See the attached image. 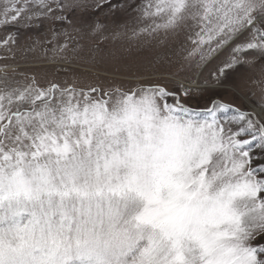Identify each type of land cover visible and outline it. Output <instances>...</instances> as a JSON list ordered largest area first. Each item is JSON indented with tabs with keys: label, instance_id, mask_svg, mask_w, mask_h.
<instances>
[{
	"label": "snow or ice",
	"instance_id": "6c2138e0",
	"mask_svg": "<svg viewBox=\"0 0 264 264\" xmlns=\"http://www.w3.org/2000/svg\"><path fill=\"white\" fill-rule=\"evenodd\" d=\"M105 6L191 47L163 81L98 44L54 49L84 69L71 83L5 65L0 264H264V0H0V45L45 24L102 35ZM119 71L134 82L100 79Z\"/></svg>",
	"mask_w": 264,
	"mask_h": 264
},
{
	"label": "rangeland",
	"instance_id": "374dc122",
	"mask_svg": "<svg viewBox=\"0 0 264 264\" xmlns=\"http://www.w3.org/2000/svg\"><path fill=\"white\" fill-rule=\"evenodd\" d=\"M113 3H143L144 0H112ZM139 13L132 9H112L107 6L97 11L92 20L99 19L105 24L106 30L102 35H85L72 32L70 28L61 26L58 23L45 24L39 31L27 30L20 27L19 44L12 45L13 51H8L0 45V74L5 70L11 75L15 71V79L22 80L24 77L20 75L24 73L28 76L36 75L40 79H52L60 83H71L72 71L83 72V68H77L76 64L61 63L59 56L54 51L65 43L69 48L75 46L76 43L84 45L98 44L104 55H111L118 58L123 64H142L153 65L155 75L161 81L168 78L169 74L176 72L182 63V58L187 53L181 50V45L191 47L185 37L182 35L179 39L174 36H165L163 33L158 38L143 36L136 38L132 36V29H139L143 25L137 24L136 18ZM15 27L5 29L0 27V40H3L10 32H15ZM55 32V35L53 33ZM65 32L68 35H65ZM119 33V35H114ZM161 41H165L161 43ZM32 49V50H27ZM69 71H64V69ZM215 68V63L208 65L201 71L207 75L210 69ZM184 75V73H180ZM102 82L115 79L116 81H125L127 83L134 82L131 74L126 71H119L105 75L100 74ZM95 83L92 75L85 74L80 81L81 86ZM251 86V81H249ZM231 99V97H225ZM258 167V165H257Z\"/></svg>",
	"mask_w": 264,
	"mask_h": 264
}]
</instances>
